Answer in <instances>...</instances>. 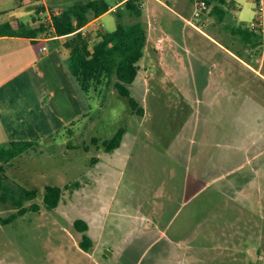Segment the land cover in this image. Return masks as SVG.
I'll list each match as a JSON object with an SVG mask.
<instances>
[{
	"label": "rangeland",
	"instance_id": "374dc122",
	"mask_svg": "<svg viewBox=\"0 0 264 264\" xmlns=\"http://www.w3.org/2000/svg\"><path fill=\"white\" fill-rule=\"evenodd\" d=\"M29 1L22 10L35 4L31 15L47 23L74 0H43L50 9L39 14L43 3ZM233 1L237 11L217 23L196 22L192 0H143L146 50L128 86L143 115L103 82L81 95L75 136L60 133L4 167L36 197L20 216L0 207V264H264V52L232 34L254 17L250 0ZM101 23L113 31L115 14ZM121 127L120 147L106 151ZM64 186L46 209V188ZM76 220L88 225V252Z\"/></svg>",
	"mask_w": 264,
	"mask_h": 264
},
{
	"label": "trees",
	"instance_id": "16d2710c",
	"mask_svg": "<svg viewBox=\"0 0 264 264\" xmlns=\"http://www.w3.org/2000/svg\"><path fill=\"white\" fill-rule=\"evenodd\" d=\"M120 1L123 3L113 11L116 16V28L113 31L97 33V39L94 42H91L90 33L83 31V28L91 18H98L110 11L113 4L109 0H74L65 4L58 13L51 14L47 23L38 22L31 27L21 20H17L15 25L9 22L1 23L0 37H25L35 46L42 43L39 40L41 38L54 37L55 44L59 43L58 38H65L63 45L68 50L67 69L78 94H88L93 86L101 85L103 82L107 84L114 82L113 88L120 96L128 99L132 113L142 116L143 109L137 107L136 101L129 93L128 86L137 77L138 63L144 55L147 41L145 26L140 21L143 0ZM208 3L212 5L208 15L212 16L214 22L217 23L222 22L231 10L237 11L238 9L233 2L208 0ZM39 11H43V5L37 6L36 13L39 14ZM123 16L133 17L137 20L125 24L122 22ZM231 32L239 36L246 49L261 54L259 43L254 39V33L245 24L233 26ZM84 113H87L85 104ZM125 133V128L121 127L113 137L105 140L103 146L106 151L119 148ZM59 135L57 134L55 137ZM70 137L71 135L67 138ZM37 146V142L30 141L8 142L0 146V207L4 204H12L17 209L18 216L27 211L24 203L33 200L36 194L16 182L8 180L4 167L14 158L28 151L36 150ZM67 148H71L70 142H68ZM94 159L92 158V160ZM68 188L69 186L46 188L44 194L46 209L51 210L57 207L64 191ZM30 210L38 211L39 206L32 204ZM74 227L82 233L79 243L81 250L88 252L92 247V240L86 235L87 223L83 220H76Z\"/></svg>",
	"mask_w": 264,
	"mask_h": 264
},
{
	"label": "crops",
	"instance_id": "0c3cea01",
	"mask_svg": "<svg viewBox=\"0 0 264 264\" xmlns=\"http://www.w3.org/2000/svg\"><path fill=\"white\" fill-rule=\"evenodd\" d=\"M8 1L17 0H0V24L9 22L15 25L21 20L31 27L43 20L34 21L31 14H34L35 4L31 3L30 10H22L27 4L19 0L16 7L6 9ZM29 2L43 3V0ZM122 3L114 0L110 11L91 18L83 31L96 35L104 31L102 19ZM42 5L48 13L50 8ZM27 16L29 20H24ZM39 40L42 43L35 46L25 37H0V146L8 142L30 141L37 142L39 147L57 134L70 133L83 120L84 102L68 73V50L63 45L65 38H58L57 44L54 37ZM42 46L46 50H41ZM72 134L75 136L73 131Z\"/></svg>",
	"mask_w": 264,
	"mask_h": 264
},
{
	"label": "built area",
	"instance_id": "2783aa9c",
	"mask_svg": "<svg viewBox=\"0 0 264 264\" xmlns=\"http://www.w3.org/2000/svg\"><path fill=\"white\" fill-rule=\"evenodd\" d=\"M225 2H233V0H223ZM254 6L253 19L245 24V26L254 33V39L258 41L261 53L264 52V0H250ZM194 5L193 19L198 22L203 19L205 15L209 13L212 5L208 3V0H192ZM235 4V3H234ZM236 5V4H235ZM191 26L197 29V27L187 20ZM41 50H46L45 46L41 47Z\"/></svg>",
	"mask_w": 264,
	"mask_h": 264
}]
</instances>
